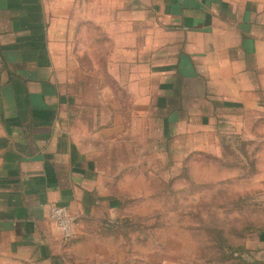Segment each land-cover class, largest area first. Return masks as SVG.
<instances>
[{
  "label": "crops",
  "instance_id": "0c3cea01",
  "mask_svg": "<svg viewBox=\"0 0 264 264\" xmlns=\"http://www.w3.org/2000/svg\"><path fill=\"white\" fill-rule=\"evenodd\" d=\"M244 109L264 117V0H0V264H146L131 183L161 121Z\"/></svg>",
  "mask_w": 264,
  "mask_h": 264
},
{
  "label": "rangeland",
  "instance_id": "374dc122",
  "mask_svg": "<svg viewBox=\"0 0 264 264\" xmlns=\"http://www.w3.org/2000/svg\"><path fill=\"white\" fill-rule=\"evenodd\" d=\"M250 113L161 121L148 142L146 181L131 183L146 188L147 228L129 230L131 251L140 246L146 264H264L248 252L264 227V117L254 122ZM231 121L244 132L226 130Z\"/></svg>",
  "mask_w": 264,
  "mask_h": 264
},
{
  "label": "built area",
  "instance_id": "2783aa9c",
  "mask_svg": "<svg viewBox=\"0 0 264 264\" xmlns=\"http://www.w3.org/2000/svg\"><path fill=\"white\" fill-rule=\"evenodd\" d=\"M50 218L61 230L64 238L69 239L74 234V219L65 206L52 204L49 212Z\"/></svg>",
  "mask_w": 264,
  "mask_h": 264
}]
</instances>
